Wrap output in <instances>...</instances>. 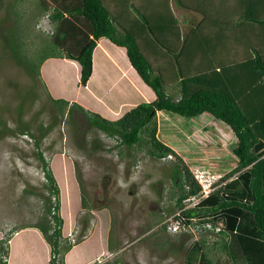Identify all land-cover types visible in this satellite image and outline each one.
I'll return each instance as SVG.
<instances>
[{
	"label": "rangeland",
	"instance_id": "1",
	"mask_svg": "<svg viewBox=\"0 0 264 264\" xmlns=\"http://www.w3.org/2000/svg\"><path fill=\"white\" fill-rule=\"evenodd\" d=\"M104 1L114 15L115 3L120 7L124 3ZM130 3L127 9L136 17L133 5L145 13L146 7L164 10L168 5L180 4L176 0ZM48 13L39 0H0V242L8 248L2 260L7 262L8 239L17 232L14 228L39 220L44 211L43 198L48 189L34 140L39 141V150L49 164L57 154L73 163V176L84 204L78 206L74 217L68 213V232L75 229L79 234L73 242L86 239L83 236L87 237L102 218L104 234L99 227L98 238L107 250L93 264H184L185 249L195 240L204 238L206 246L212 248V242L219 237L217 233L201 225L184 228L174 219L180 210L175 205L179 190L173 171L178 155L193 174L202 170L228 179L234 177L238 172L232 152L235 137L230 127L207 113L187 118L157 111V136L175 150L157 159L147 152L145 144L126 148L116 137L92 128L77 109L70 116L66 111L61 114L51 100L55 93L36 75L25 72L8 42L11 40L22 58L35 61L50 41L53 24ZM174 65L177 68L175 62ZM169 74L163 76L164 81ZM96 76L94 72L90 86L103 88L105 74ZM122 90L113 91L105 105L128 99L127 91ZM82 94L88 96L86 91ZM26 127L32 135L19 133ZM30 239L38 251L41 245ZM209 254L221 264L228 262L218 246Z\"/></svg>",
	"mask_w": 264,
	"mask_h": 264
},
{
	"label": "trees",
	"instance_id": "2",
	"mask_svg": "<svg viewBox=\"0 0 264 264\" xmlns=\"http://www.w3.org/2000/svg\"><path fill=\"white\" fill-rule=\"evenodd\" d=\"M39 2L42 9L49 12L47 17L53 24L43 53L31 61L18 54L11 40L8 42L15 60L25 72L33 77L36 75L50 92L55 93L51 100L61 114L66 111L70 116L77 109L92 128L116 137L126 148L145 144L147 152L157 159L175 153L157 136V111L187 118L207 113L230 127L235 136L232 152L238 173L194 206L185 208L184 200L197 195L201 186L181 157L175 154L179 161L173 171L179 190L175 205L180 211L174 219L184 228L205 222L214 227L222 223L212 248L206 246L204 238L195 240L185 249L184 264H221L209 254L216 246L227 256L228 262L224 264H264V60L260 55L208 73L184 75L168 86L140 49L137 34L120 26L104 0ZM133 7L142 18L141 25L150 29L145 13ZM240 19L264 23V18L244 16ZM102 38L125 49L130 65L155 96L151 101L129 107L115 119L87 110L75 101L78 87H84L92 74L93 52ZM235 67L245 73L227 72ZM242 77V85L249 88L240 92L236 83H241ZM51 127L50 124L46 129ZM18 131L32 135L27 127ZM34 145L48 189L43 198L44 211L39 220L14 228L17 232L8 239L7 262L2 260V255L7 254L8 248L0 242V264H66L64 255L69 251L67 258L76 259V250L81 248L82 255L75 264H84L101 251L98 231L100 227L104 234L102 218L84 241L74 243L63 236L68 232V213L74 217L78 206L84 205L79 184L73 176V163L57 154L49 164L39 150V141L34 140ZM30 238L41 245L38 251ZM75 244L77 246L72 249Z\"/></svg>",
	"mask_w": 264,
	"mask_h": 264
},
{
	"label": "crops",
	"instance_id": "3",
	"mask_svg": "<svg viewBox=\"0 0 264 264\" xmlns=\"http://www.w3.org/2000/svg\"><path fill=\"white\" fill-rule=\"evenodd\" d=\"M125 1L128 4H125ZM179 2L177 8L170 5L164 10L144 8L150 29L144 28L141 21L130 14L127 9L130 0H124L121 7L114 2L116 15L106 4L120 26L137 34L140 49L162 79L166 73H170L167 82L163 79L164 83L172 86L184 75L219 70L254 58L255 55H260L264 60V23L240 19L244 16L264 18V0H179ZM171 54L173 57L170 56ZM166 67H169L167 71H165ZM94 72L96 78L101 72L105 74V78H102L103 88L96 89L90 86ZM227 72L239 73V75L245 73L240 67L231 68ZM243 81L242 77L241 83H236L240 86L236 88L240 92L249 88L242 85ZM118 88H124L122 90L124 93L127 91L128 99L113 101L112 106L105 105L106 99H109L110 94ZM82 91H86L88 96L84 97ZM154 98L152 90L140 80L130 65L125 49L105 38L100 39L93 52L92 74L84 87H78L75 101L103 117L115 119L129 107ZM102 108L103 110L100 111ZM171 148L174 150L173 147ZM76 246L77 244L72 249ZM101 246L100 253L86 263L93 261L107 250L104 243ZM76 251V259L67 258L69 251L64 255L66 264H75L80 259L82 248Z\"/></svg>",
	"mask_w": 264,
	"mask_h": 264
},
{
	"label": "built area",
	"instance_id": "4",
	"mask_svg": "<svg viewBox=\"0 0 264 264\" xmlns=\"http://www.w3.org/2000/svg\"><path fill=\"white\" fill-rule=\"evenodd\" d=\"M168 156H170V154L167 155V157ZM193 176L197 180V182L200 184L201 190L197 195L190 196L184 200V203L188 204L187 207L196 205L200 200L205 198L209 193L214 191L216 188H219L220 186L224 185L229 180L228 178L223 179L224 175L209 173L207 171L203 172L202 170L194 172ZM196 226H200V225L197 224ZM201 226L206 231L210 230V232H214V233L218 234L220 232L222 223H221V225L217 224L214 227L211 223L205 222ZM77 232H78V230L74 229L72 231H69L66 236L70 241L73 242L76 239V237L79 236V234H77ZM83 238H86V236H83ZM96 259H97V261L100 260L99 257ZM94 261L95 260L88 262L86 264H93Z\"/></svg>",
	"mask_w": 264,
	"mask_h": 264
}]
</instances>
